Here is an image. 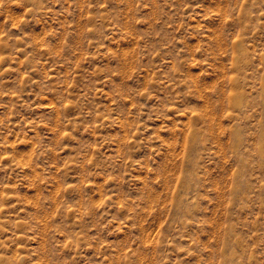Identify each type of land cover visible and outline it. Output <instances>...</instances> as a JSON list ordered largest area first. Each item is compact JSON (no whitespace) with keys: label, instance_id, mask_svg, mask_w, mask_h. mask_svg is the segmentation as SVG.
I'll use <instances>...</instances> for the list:
<instances>
[{"label":"rangeland","instance_id":"374dc122","mask_svg":"<svg viewBox=\"0 0 264 264\" xmlns=\"http://www.w3.org/2000/svg\"><path fill=\"white\" fill-rule=\"evenodd\" d=\"M0 264H264V0H0Z\"/></svg>","mask_w":264,"mask_h":264}]
</instances>
